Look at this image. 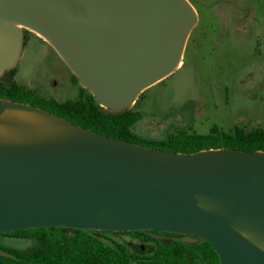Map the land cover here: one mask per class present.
<instances>
[{
	"label": "water",
	"instance_id": "95a60500",
	"mask_svg": "<svg viewBox=\"0 0 264 264\" xmlns=\"http://www.w3.org/2000/svg\"><path fill=\"white\" fill-rule=\"evenodd\" d=\"M195 19L184 0H0V73L16 66L22 25L42 33L104 106L128 109L176 68ZM7 109L34 111L48 127ZM0 122L29 131L0 133V234L163 231L205 239L220 264H264V150L171 152L6 98Z\"/></svg>",
	"mask_w": 264,
	"mask_h": 264
},
{
	"label": "rangeland",
	"instance_id": "374dc122",
	"mask_svg": "<svg viewBox=\"0 0 264 264\" xmlns=\"http://www.w3.org/2000/svg\"><path fill=\"white\" fill-rule=\"evenodd\" d=\"M186 1L196 19L180 62L126 107L137 105L143 113L131 126L132 132L147 140H162L181 128L199 134H207L214 125L224 130L235 125L264 129V0ZM21 27L27 29L28 41L17 73L12 76L7 70L0 73V80L16 81L41 97L61 102L78 99L81 88L92 92L48 40ZM118 237L127 243L141 242L130 233ZM0 244L27 248L33 240L3 235Z\"/></svg>",
	"mask_w": 264,
	"mask_h": 264
},
{
	"label": "trees",
	"instance_id": "16d2710c",
	"mask_svg": "<svg viewBox=\"0 0 264 264\" xmlns=\"http://www.w3.org/2000/svg\"><path fill=\"white\" fill-rule=\"evenodd\" d=\"M26 31L24 29L23 46L28 41ZM9 72L15 76L17 67ZM0 98L40 107L102 135L171 152L193 153L212 148L264 150V129L259 127L248 130L243 125H235L231 130L214 125L207 134L181 128L162 140L141 138L131 129L143 116L137 105L113 111L105 108L92 92L84 88H81L78 99L61 102L41 97L16 81L8 84L0 80ZM29 100L32 102H28ZM124 232L132 234L141 242H125L118 237ZM153 232L163 236L159 238L146 230L112 232L63 226L1 233L0 236L13 235L32 239L33 245L15 248L0 244V249L12 255L0 254V264H220L219 254L205 239L198 238L194 242H188L180 238L181 234Z\"/></svg>",
	"mask_w": 264,
	"mask_h": 264
},
{
	"label": "bare ground",
	"instance_id": "6f19581e",
	"mask_svg": "<svg viewBox=\"0 0 264 264\" xmlns=\"http://www.w3.org/2000/svg\"><path fill=\"white\" fill-rule=\"evenodd\" d=\"M186 2V0H184ZM40 36L47 39L42 33L36 31ZM180 62V61H179ZM4 116L17 119L23 123L35 124L48 127V120L38 113L31 110H16V109H7L4 112ZM28 130L25 129H16L12 126L6 125L0 122V133L4 134L8 137H16V136H26L28 134Z\"/></svg>",
	"mask_w": 264,
	"mask_h": 264
},
{
	"label": "crops",
	"instance_id": "0c3cea01",
	"mask_svg": "<svg viewBox=\"0 0 264 264\" xmlns=\"http://www.w3.org/2000/svg\"><path fill=\"white\" fill-rule=\"evenodd\" d=\"M49 44H50V43H49ZM51 45H52V44H51ZM22 50H23V46H22ZM22 50H21V53H22ZM21 53H20V54H21ZM19 57H20V56H19ZM18 59H19V58H18ZM17 62H18V60H17ZM16 65H17V63H16Z\"/></svg>",
	"mask_w": 264,
	"mask_h": 264
},
{
	"label": "flooded vegetation",
	"instance_id": "af4514ba",
	"mask_svg": "<svg viewBox=\"0 0 264 264\" xmlns=\"http://www.w3.org/2000/svg\"><path fill=\"white\" fill-rule=\"evenodd\" d=\"M152 234H154V232L153 231H150Z\"/></svg>",
	"mask_w": 264,
	"mask_h": 264
}]
</instances>
